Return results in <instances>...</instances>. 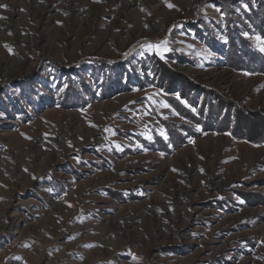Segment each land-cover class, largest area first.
<instances>
[{
	"label": "rangeland",
	"instance_id": "1",
	"mask_svg": "<svg viewBox=\"0 0 264 264\" xmlns=\"http://www.w3.org/2000/svg\"><path fill=\"white\" fill-rule=\"evenodd\" d=\"M217 1L0 0V264H264V142L202 132L155 86L66 107L52 84L51 62L157 58L264 114V75L197 35L222 40ZM168 124L198 133L175 147Z\"/></svg>",
	"mask_w": 264,
	"mask_h": 264
},
{
	"label": "trees",
	"instance_id": "2",
	"mask_svg": "<svg viewBox=\"0 0 264 264\" xmlns=\"http://www.w3.org/2000/svg\"><path fill=\"white\" fill-rule=\"evenodd\" d=\"M216 3L224 15V30L218 32L223 36L222 40H218L214 30L202 22L201 29L195 28L197 35L222 57L223 66L234 71L264 75V52L257 50L242 34V24L235 20V14L230 10L232 2L222 0ZM243 4L247 8L241 17L264 39V0H244ZM129 60H85L72 67L51 62L56 78L52 84L61 93L62 104L66 107H85L96 98L108 99L129 87L147 89L155 86L164 95H172L168 99L170 105L182 118L200 127L202 132H223L243 141L264 142V114L241 109L235 102L224 99L211 88L192 82L188 75L173 70L157 58L141 61L140 70L134 68ZM167 131L170 143L175 147L183 146L188 136L196 137L195 133H198L189 126L176 127L173 124H168ZM158 143L166 148L164 142Z\"/></svg>",
	"mask_w": 264,
	"mask_h": 264
},
{
	"label": "snow or ice",
	"instance_id": "3",
	"mask_svg": "<svg viewBox=\"0 0 264 264\" xmlns=\"http://www.w3.org/2000/svg\"><path fill=\"white\" fill-rule=\"evenodd\" d=\"M168 6H169V7H172V5H168ZM260 50H261V51H264V48H261Z\"/></svg>",
	"mask_w": 264,
	"mask_h": 264
}]
</instances>
